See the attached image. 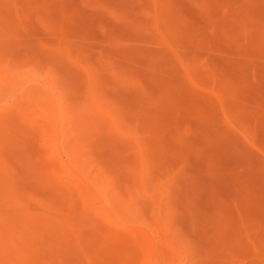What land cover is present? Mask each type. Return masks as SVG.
<instances>
[{"label":"rangeland","instance_id":"1","mask_svg":"<svg viewBox=\"0 0 264 264\" xmlns=\"http://www.w3.org/2000/svg\"><path fill=\"white\" fill-rule=\"evenodd\" d=\"M0 264H264V0H0Z\"/></svg>","mask_w":264,"mask_h":264}]
</instances>
